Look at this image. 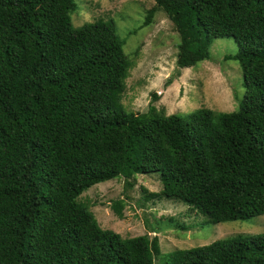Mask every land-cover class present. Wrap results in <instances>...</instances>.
Returning <instances> with one entry per match:
<instances>
[{
  "label": "trees",
  "instance_id": "obj_1",
  "mask_svg": "<svg viewBox=\"0 0 264 264\" xmlns=\"http://www.w3.org/2000/svg\"><path fill=\"white\" fill-rule=\"evenodd\" d=\"M180 34L176 75L231 37L244 95L230 112L122 102L130 62L112 19L74 27V0H0V264H153L158 237L104 229L79 196L158 173L146 198L212 223L264 214V0H155ZM156 8L153 7L144 23ZM121 217L122 201L111 204ZM166 264H264V232L173 251Z\"/></svg>",
  "mask_w": 264,
  "mask_h": 264
},
{
  "label": "rangeland",
  "instance_id": "obj_2",
  "mask_svg": "<svg viewBox=\"0 0 264 264\" xmlns=\"http://www.w3.org/2000/svg\"><path fill=\"white\" fill-rule=\"evenodd\" d=\"M71 13L74 27L98 19H112L124 39V54L130 66L121 99L129 112H146L153 101L165 114L186 115L205 107L230 112L238 109L245 88L241 68L234 55L233 38H214L208 47L209 59L180 69L176 59L180 34L168 14L155 0H74ZM153 10L148 23H144ZM126 188L122 176L99 182L81 193L79 200L94 214L99 225L122 237H158L160 253L153 264H166L167 255L179 249L210 244L219 239L251 236L264 232V214L245 220L212 223L195 208L163 197L147 199L162 188L158 173L136 174ZM122 201L121 217L111 204Z\"/></svg>",
  "mask_w": 264,
  "mask_h": 264
}]
</instances>
